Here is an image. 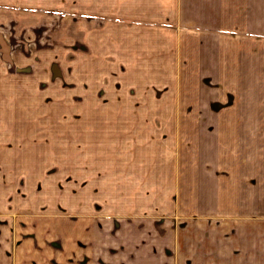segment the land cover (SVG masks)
<instances>
[{
	"label": "crops",
	"instance_id": "obj_1",
	"mask_svg": "<svg viewBox=\"0 0 264 264\" xmlns=\"http://www.w3.org/2000/svg\"><path fill=\"white\" fill-rule=\"evenodd\" d=\"M53 1L62 10L23 22L21 47L8 39L0 75L71 86L87 105L99 154L83 163L105 211L78 215L119 230L112 253L103 233L88 240L87 264H264V0Z\"/></svg>",
	"mask_w": 264,
	"mask_h": 264
},
{
	"label": "rangeland",
	"instance_id": "obj_2",
	"mask_svg": "<svg viewBox=\"0 0 264 264\" xmlns=\"http://www.w3.org/2000/svg\"><path fill=\"white\" fill-rule=\"evenodd\" d=\"M43 3L54 11L63 8L54 6L53 0H0V36L4 37H0V55L7 63L11 62L8 39L19 41L15 48L23 43V37H27L23 22H37L45 10L40 8ZM51 23L61 27L59 20ZM46 24L38 28L43 32L33 49L47 46ZM41 39L45 44L40 43ZM3 75L6 77V73ZM3 75H0V264H87L93 253L87 250L88 240L99 239L101 233L104 235L99 240L110 242L112 253L119 230L110 232L102 228L115 226L116 221L107 219L102 223L101 215H78L82 206L105 211L103 179L95 176L94 182L92 167L83 163L88 158L87 148L92 154L95 151L92 139L88 138L92 132L87 137L86 118L77 115L86 111V103L71 101V86H25L20 84L26 82L22 79L13 80L11 85L10 80L1 78ZM185 152V158L192 164L194 149L188 147ZM88 173L91 182L87 180ZM114 200L110 199L111 203ZM125 202L126 199L122 200L123 205ZM78 218L90 219L77 225ZM174 218L182 225L178 214ZM121 246L124 248L122 244L117 248Z\"/></svg>",
	"mask_w": 264,
	"mask_h": 264
}]
</instances>
